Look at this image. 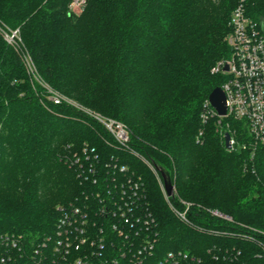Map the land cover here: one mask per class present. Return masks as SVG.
Masks as SVG:
<instances>
[{
	"label": "trees",
	"instance_id": "obj_1",
	"mask_svg": "<svg viewBox=\"0 0 264 264\" xmlns=\"http://www.w3.org/2000/svg\"><path fill=\"white\" fill-rule=\"evenodd\" d=\"M71 2L0 0V26L19 29L54 90L128 127L132 149L169 172L171 203L189 205L193 227L140 157L84 111L48 100L0 33V235L40 243L56 235L58 207L97 202L100 188L70 162L87 143L103 167L114 157L142 178L158 221L156 258L183 251L200 260L185 264H264V145L227 149L219 118H201L227 80L213 69L231 56L233 11L242 3L263 32L264 0H88L80 12ZM223 121L249 143L244 122Z\"/></svg>",
	"mask_w": 264,
	"mask_h": 264
},
{
	"label": "built area",
	"instance_id": "obj_2",
	"mask_svg": "<svg viewBox=\"0 0 264 264\" xmlns=\"http://www.w3.org/2000/svg\"><path fill=\"white\" fill-rule=\"evenodd\" d=\"M87 1L72 0L69 10L83 11ZM229 25L231 30L226 41L231 56L220 61L213 69L214 73L227 77L221 88L226 96L228 113L225 117H219L207 100L201 118L204 124L214 117L219 118V125L226 118L244 122L250 139L248 144L238 142L236 131H231L230 127L223 133L224 136L226 133L231 135V150L252 148L254 154L260 145H264V34L261 26L248 17L242 3L233 11ZM0 33L8 45L21 55L29 75L42 86L50 102L56 105L66 103L84 111L104 126L118 149L149 163L132 149L130 130L124 123L78 105L42 80L30 53L24 48L19 29L0 26ZM226 65L229 67L227 72L224 71ZM70 162L85 182L92 181L95 187L100 188L95 196L97 202L85 205L71 203L58 207L60 215L56 235L40 243L27 242L21 235L1 234L0 264L200 262L183 251H170L162 258H156L158 221L150 209L142 178L130 167L122 165L114 157L103 167L99 164V154L87 143L80 153H75ZM175 195L176 189L173 197ZM173 197L165 194L171 210L181 222L193 227L187 216L189 205L183 202L187 206L186 210L179 211L171 203ZM214 214L224 217L217 212Z\"/></svg>",
	"mask_w": 264,
	"mask_h": 264
},
{
	"label": "water",
	"instance_id": "obj_3",
	"mask_svg": "<svg viewBox=\"0 0 264 264\" xmlns=\"http://www.w3.org/2000/svg\"><path fill=\"white\" fill-rule=\"evenodd\" d=\"M263 32H264V22H263ZM224 71L226 72L229 71L228 65L225 66ZM208 100L211 106L216 110L219 117L227 116L228 110L226 105V96L221 87L215 88L213 92L210 94ZM225 146L227 149L231 148V135L229 133L225 135ZM156 169L160 173L165 194L168 197H173L175 186L169 172L158 167H156Z\"/></svg>",
	"mask_w": 264,
	"mask_h": 264
},
{
	"label": "rangeland",
	"instance_id": "obj_4",
	"mask_svg": "<svg viewBox=\"0 0 264 264\" xmlns=\"http://www.w3.org/2000/svg\"><path fill=\"white\" fill-rule=\"evenodd\" d=\"M219 122H220V120H217V125H219ZM220 126H221L222 129H224V128L227 129V128L230 127L228 121H223V122L221 121V125ZM149 163H146V165L149 167L150 171L158 178L159 183L161 185V180H160L161 176H160V173L157 170H155L156 168L153 166V164L150 161H149Z\"/></svg>",
	"mask_w": 264,
	"mask_h": 264
}]
</instances>
